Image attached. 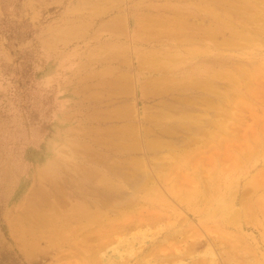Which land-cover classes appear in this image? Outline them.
<instances>
[{
	"label": "rangeland",
	"instance_id": "rangeland-1",
	"mask_svg": "<svg viewBox=\"0 0 264 264\" xmlns=\"http://www.w3.org/2000/svg\"><path fill=\"white\" fill-rule=\"evenodd\" d=\"M214 1L0 0V264H108L132 236L112 264H194L207 244L223 264L231 243L249 250L232 251L240 264H264V0H229L251 8L241 37L212 26ZM100 161L145 165L167 203L73 200L66 181ZM168 186L206 202L237 186L263 208L224 228L189 217Z\"/></svg>",
	"mask_w": 264,
	"mask_h": 264
},
{
	"label": "bare ground",
	"instance_id": "bare-ground-1",
	"mask_svg": "<svg viewBox=\"0 0 264 264\" xmlns=\"http://www.w3.org/2000/svg\"><path fill=\"white\" fill-rule=\"evenodd\" d=\"M244 2V1H243ZM214 5L212 6V10L213 11L211 13V18L209 17V20H211L213 22L212 26H214L216 29L220 30V29H228L230 31V35L231 37H241L242 34L244 33V29L247 27L248 25V21L247 19H249L250 17H244L245 15H247V13L249 12V10H251V8L247 5H245L244 3H240V1H238L237 3L232 4L229 0H225V1H214L212 2ZM200 4V3H199ZM249 4H253V3H249ZM202 7V6H200ZM204 7V6H203ZM209 9L208 7H204ZM210 10V9H209ZM208 11V10H207ZM201 12V11H200ZM209 15V14H208ZM207 16V15H206ZM206 18V17H205ZM201 19V17H200ZM203 22V20H201ZM255 21V20H254ZM210 23V22H208ZM195 24V23H194ZM178 25V24H177ZM182 25V24H181ZM172 26V25H170ZM199 26V25H197ZM183 27V26H182ZM187 27V26H186ZM208 27V26H207ZM210 27V26H209ZM256 27V26H255ZM261 27V26H260ZM191 28V27H190ZM189 28V29H190ZM259 28V27H258ZM263 28V27H262ZM179 29H182L181 27ZM188 29V28H187ZM261 29V28H260ZM214 30V29H213ZM258 30V29H256ZM198 31V30H197ZM201 32V31H200ZM220 32V31H219ZM253 32V31H252ZM174 35V34H173ZM209 35V34H208ZM213 35V34H212ZM193 36V35H192ZM204 37V36H203ZM211 37V36H209ZM187 38V37H186ZM202 38V37H201ZM206 38V37H205ZM214 38V37H212ZM211 38V40H212ZM252 38V37H251ZM190 39V38H189ZM215 39V38H214ZM217 39V38H216ZM254 39V38H253ZM179 40V39H178ZM197 40V39H196ZM195 40V42H196ZM181 41V40H180ZM179 41V42H180ZM185 41V40H184ZM217 41V40H216ZM230 41V40H229ZM264 41V40H263ZM190 43V41H187ZM194 42V40L192 41ZM191 42V43H192ZM225 42V41H222ZM217 43V42H216ZM228 43V42H227ZM235 43V42H233ZM237 43V42H236ZM248 43V42H247ZM263 43V42H262ZM231 45V44H230ZM238 45V44H237ZM240 45V44H239ZM242 45V44H241ZM191 46V45H190ZM243 46V45H242ZM255 47V46H254ZM232 50V49H230ZM261 52V51H259ZM173 59V58H172ZM168 62V61H167ZM171 62V61H170ZM168 62V63H170ZM166 63V62H164ZM167 64V63H166ZM217 65V64H216ZM164 67H162L163 69ZM260 68V67H259ZM249 70V69H248ZM167 72V71H166ZM259 73V72H256ZM254 75V74H253ZM252 75V76H253ZM256 75V74H255ZM254 75V76H255ZM165 76V75H164ZM169 76V75H168ZM250 76V75H249ZM168 80V78H167ZM238 85V83H237ZM242 85V84H241ZM183 86V85H182ZM181 86V87H182ZM158 87V86H157ZM156 87V88H157ZM180 88V87H179ZM210 123V122H209ZM157 124V123H156ZM160 125V124H159ZM125 138V137H124ZM123 139V138H122ZM131 140V139H129ZM133 142V141H131ZM262 142V141H261ZM122 143V142H121ZM259 143V142H258ZM127 144V143H126ZM261 144V143H259ZM115 145H120V144H115ZM124 145V144H123ZM114 146V145H113ZM122 146V145H121ZM126 147V146H125ZM136 147V146H135ZM109 148V147H108ZM128 152L125 153V155H129L131 154V152L129 151L130 148H126ZM149 149V148H148ZM115 154L118 155V153L124 151L122 148L120 150H115ZM146 152V151H145ZM154 152V151H153ZM114 154V153H113ZM87 155V154H86ZM85 155V157H86ZM88 156V155H87ZM98 156V155H97ZM115 156V155H114ZM90 157V155L88 156ZM93 162V161H92ZM90 163L92 164L90 168L84 169L87 173V179L86 182H84L83 184H78L77 181L75 180H70V181H66L65 185L69 190H70V197L73 200L76 201H81L82 205H90L91 207H95L98 206H110L111 208H117V209H123L124 207L128 206L131 201H133L134 199L137 200H141V201H145L149 204H153L155 203V200H151L150 196L158 199V201H162L164 203H167V201L163 200L162 198L164 197L163 194H161L159 188H157L156 186L158 185L157 183H155L151 177V172L150 170L147 171V167H145V165L142 164H138L136 165L135 162L132 163H127V164H122V167L118 168L116 166H109L108 164H106L105 162H97V163ZM125 162V161H123ZM244 162V161H243ZM160 166L159 165H155L154 169H158ZM143 168V172L145 174L144 176V180H141V177H139L137 171L139 169ZM102 171V172H101ZM83 174L85 172H82ZM85 173V174H86ZM109 175L111 177V179L116 180L117 182H125L126 187L128 188V190H130V192H125L122 191L121 188H123V186L117 185V184H113V182H111V184L109 185L108 189H104L101 187H97L95 186V181L97 180V178L100 175ZM86 176V175H85ZM210 176V175H209ZM101 177V176H100ZM221 179V178H220ZM105 180V179H104ZM211 182V180H209ZM103 182V181H102ZM122 182V183H123ZM209 182V183H210ZM226 183V181H225ZM221 184V183H220ZM219 187V186H218ZM52 188V185H51ZM224 188V187H223ZM238 187L235 186L233 189H229L226 195H221L218 196L217 194H212L211 196L209 194L207 202L204 200V198L206 199L207 197L201 198L204 201H202L206 208L200 210L197 206H198V202L197 199L198 197H202L198 195V192L194 189H192L191 191L185 192L183 191V193L180 194V192L175 189V187L173 186H168V187H164V189L166 190L167 194L172 197L173 199H175L178 203L183 204V206L185 207V209L188 211V216L190 217L191 215L194 217H197L198 219L201 218H205V219H209V218H219L218 220V224H221L222 227L227 228V227H234L237 226L242 230L244 228V224L247 223V219H249L250 214L257 213L258 210H261L263 208V205L260 203L259 200L250 203L248 206H246L245 202H243V199L241 198V196L238 195ZM57 189V188H56ZM222 189V188H220ZM55 191V190H54ZM62 191V190H61ZM65 191V190H64ZM142 191L143 196L141 195ZM223 191V190H222ZM57 192V191H56ZM212 192V191H211ZM221 192V191H220ZM244 192V191H243ZM242 192V193H243ZM59 193V192H58ZM66 193V192H65ZM64 193V194H65ZM58 195V194H57ZM245 197V196H244ZM117 199L116 201L112 202L113 200ZM200 198L198 199L199 201L201 200ZM211 199V200H210ZM246 200V199H245ZM139 201V202H141ZM60 202V201H59ZM160 202V203H162ZM61 204V203H59ZM159 204V203H158ZM207 204H210L207 207ZM240 207L235 208L236 205H238ZM245 204V205H244ZM144 205V204H143ZM151 208V207H150ZM153 208V206H152ZM151 208V209H152ZM149 209V208H148ZM126 211V209H125ZM168 212V211H167ZM146 214L149 212H145ZM152 214H156L158 212H151ZM151 213H149L151 215ZM135 214V213H134ZM160 213L156 214L159 215ZM150 215H146V216H150ZM153 216V217H156ZM88 217V215H85L84 213H81L79 215H75L73 218L75 220H79L81 218H86ZM172 217V216H171ZM188 218V217H187ZM123 222V226H124ZM136 223V222H135ZM169 223V222H168ZM34 226V224H33ZM219 226V225H218ZM40 227V226H39ZM43 228V227H42ZM112 228V227H111ZM124 228V227H123ZM40 229V228H38ZM118 229V228H117ZM169 229V228H168ZM112 231V230H111ZM117 231V230H116ZM124 231V230H123ZM205 231V230H204ZM119 232V231H117ZM149 232V231H148ZM44 233V232H43ZM108 233V232H107ZM143 233V232H141ZM86 234V233H85ZM135 234V233H134ZM215 234V233H214ZM106 235V234H105ZM116 235V234H115ZM201 235V234H200ZM27 236V235H26ZM108 236V234L106 235ZM151 236V235H150ZM96 237V236H95ZM146 237V236H145ZM218 237V236H217ZM227 237V236H226ZM101 238V237H100ZM138 238V237H137ZM134 236H132L131 240H129L128 242H126V246L124 247V250H117L116 252V256L114 255V253L112 254H107L106 255V259H103L104 261H106V263L108 264H112L114 260H111V258H118V261L125 258V256L127 255H131L134 253V247L136 245V239ZM140 243L145 242L144 241V236L143 234L139 235ZM153 238V237H152ZM222 238V237H220ZM219 238V239H220ZM225 238V237H224ZM222 238V240L224 239ZM89 239V238H88ZM92 238H90L91 240ZM98 239V237H97ZM149 239V238H148ZM217 239V238H216ZM215 239V240H216ZM101 240V239H100ZM222 240L221 243H222ZM105 241V240H104ZM115 241V240H114ZM193 241V240H192ZM207 241V240H206ZM96 242V240H95ZM139 242V241H138ZM182 242V241H181ZM217 242V240H216ZM216 242H214L216 244ZM191 243V242H190ZM206 243V242H205ZM94 244V243H93ZM139 244V243H137ZM182 244V243H181ZM207 244V243H206ZM212 244V243H211ZM225 244V243H224ZM79 245V244H78ZM99 245V244H98ZM121 245V244H120ZM203 245V243H201L198 240H195L192 244H191V249L195 250V248L201 247ZM221 245V244H220ZM204 246V245H203ZM225 246V245H224ZM237 246L233 243H231L227 249V251H224V255L225 257H223V264H240V261L237 259V257H235L234 255H232V251L236 250V253L238 255V253H241L239 256L241 257V260H246L249 253L248 249H241V248H237ZM99 249V248H98ZM116 250V248H115ZM167 250V249H166ZM189 250V251H190ZM168 251V250H167ZM196 251V250H195ZM156 252V251H155ZM190 253V252H189ZM74 255L76 254L75 252L73 253ZM68 255V254H67ZM197 255V254H196ZM74 257H77L74 256ZM194 257V256H193ZM78 258V257H77ZM93 258V257H92ZM117 261V262H118ZM217 259H216V254L214 253V251L212 250V248L210 247L209 244H207V247L205 249V251L203 252V257L200 259L195 260L194 264H217ZM116 262V261H115ZM244 262V261H243ZM72 264V263H71Z\"/></svg>",
	"mask_w": 264,
	"mask_h": 264
}]
</instances>
